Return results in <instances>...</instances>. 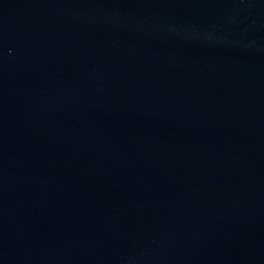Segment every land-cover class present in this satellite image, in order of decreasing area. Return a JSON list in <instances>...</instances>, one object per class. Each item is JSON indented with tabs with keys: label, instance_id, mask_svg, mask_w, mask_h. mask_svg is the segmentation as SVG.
I'll return each instance as SVG.
<instances>
[{
	"label": "water",
	"instance_id": "95a60500",
	"mask_svg": "<svg viewBox=\"0 0 264 264\" xmlns=\"http://www.w3.org/2000/svg\"><path fill=\"white\" fill-rule=\"evenodd\" d=\"M0 264H264V0H0Z\"/></svg>",
	"mask_w": 264,
	"mask_h": 264
}]
</instances>
